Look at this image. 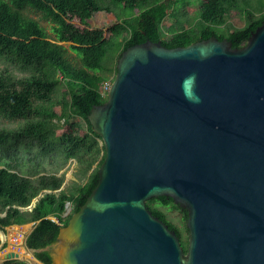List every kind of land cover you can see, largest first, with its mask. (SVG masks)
<instances>
[{
    "label": "water",
    "instance_id": "95a60500",
    "mask_svg": "<svg viewBox=\"0 0 264 264\" xmlns=\"http://www.w3.org/2000/svg\"><path fill=\"white\" fill-rule=\"evenodd\" d=\"M87 120L104 147L97 183L56 243L29 251L54 264H264V21L240 48H127ZM162 197L186 211V253L146 207Z\"/></svg>",
    "mask_w": 264,
    "mask_h": 264
},
{
    "label": "trees",
    "instance_id": "16d2710c",
    "mask_svg": "<svg viewBox=\"0 0 264 264\" xmlns=\"http://www.w3.org/2000/svg\"><path fill=\"white\" fill-rule=\"evenodd\" d=\"M105 2L124 10H136L137 14L111 27L108 36L101 29L80 30L71 23L75 20L87 27ZM179 3L181 0H0V62L15 65L25 75L17 79L10 74L0 75V117L24 122L17 130H0V148H15V153L10 154L7 148L0 157V232L12 225L35 223L25 247L44 249L56 243L60 228L83 205L97 183V170L104 159V147L99 148L100 138L92 131L87 117L94 106L105 102L100 96L101 84L106 75L114 77L116 60L124 50L147 40L176 48L211 37L226 39L233 48H240L264 21V13L242 11L239 0H202L196 10L197 20L186 28L183 22L188 20L187 5L177 7ZM25 8L42 13L52 24L53 38L37 21L22 15ZM233 11H240L244 17L241 28L231 29L228 25ZM168 18L172 21L164 27ZM219 28L226 32L219 33ZM64 44L79 57L78 67L65 57ZM60 86L62 90L57 97ZM55 119L70 126L78 125L75 120L79 119L80 128L85 129L81 137L69 133L62 137L66 143L64 159L84 165L82 173L86 177L83 184L68 189H61L62 174L23 168L17 150L22 143L26 146L35 143L45 151L55 136L52 123ZM92 165L96 166L88 174ZM34 199L33 207L25 209ZM67 203H71L72 209L64 218ZM156 205L179 210L185 220L186 211L165 197L146 202L152 215L176 233L186 253L187 242L182 241L179 230ZM34 257L41 264H54L47 251H38Z\"/></svg>",
    "mask_w": 264,
    "mask_h": 264
},
{
    "label": "rangeland",
    "instance_id": "374dc122",
    "mask_svg": "<svg viewBox=\"0 0 264 264\" xmlns=\"http://www.w3.org/2000/svg\"><path fill=\"white\" fill-rule=\"evenodd\" d=\"M202 0H181V3L177 4V7H180L181 4L186 3L185 11L188 16V20L183 22V25L188 28L191 24H193L197 20V13L196 10L199 7ZM102 11L96 14L92 19H90L87 23V27L82 26L77 21L73 20L71 23L74 24L77 28L80 30H83L85 28L87 29H101L106 36L109 35V29L113 27L114 25L120 23L124 19H130L133 18L137 11H131V10H124L121 6H113L109 2H105L103 5L101 4ZM239 8L241 10L248 9L250 11H253L255 15H259L264 13V0H239ZM110 10V12H105L106 10ZM22 15L25 18L33 19L39 23L41 27H43L47 34L50 36V38H53L51 33V27L52 24L45 20L43 18L42 13L37 12L30 8H25L22 11ZM171 19H166L163 23V26L166 27L171 23ZM245 23L243 15H241L240 11H233L231 15L228 17V25L231 29H237L241 28ZM219 33H225L226 29L219 28ZM66 47V56L68 60L76 67L79 66V57H76L77 54L74 52H71L68 50V45L64 44ZM10 74L12 75L13 79L24 77L25 75L23 73H20V71L17 69V67L9 62H0V75ZM113 79V74L106 75L105 80H111ZM62 90V86L59 88V92L57 97H59L60 92ZM24 122L22 121H9L2 119L0 117V130H17L19 129ZM53 125L55 126V136L54 139L51 141V145L48 144V148H45V151H42L39 145L37 144H30L29 146H26L24 143L17 146V150L20 152L18 153L19 159L21 161V164L23 168L26 170H36L41 173H52L56 175H63L64 182L61 186V189H68L71 186L81 185L85 182L86 177H84L82 173V168L84 165L78 164L74 159L72 160H65L64 159V152H65V140H63V135H66V133L74 135L73 137H81L83 133L85 132L84 128H80L81 121L79 119L75 120V123H79L75 126L70 125H64L63 120H53ZM66 137V136H64ZM62 138V139H61ZM99 148L103 146L102 142L98 140ZM8 148V147H7ZM7 148H0V157L4 156ZM10 150V154L15 153V148H8ZM101 152V151H100ZM102 155V152L100 153ZM81 166V167H80ZM96 165H92L91 170L88 172V174L93 170V168ZM86 172V171H85ZM87 174V176H88ZM36 199H34L31 203V205L35 202ZM157 208L162 211L167 221H169L171 224H173L180 232L181 239L184 242H187L188 239V232L186 230L185 226V219L183 218V215L181 212L177 209L172 208L171 206H161L156 205ZM70 208H72V205L70 203ZM71 213V211H70ZM69 213V214H70ZM68 214V215H69ZM66 212L62 215L64 218L66 217ZM32 223H28L25 225H22L21 227H24L26 232L30 230ZM29 228V229H28ZM8 228L5 229V232L2 234V243H5L3 247L0 245V264H6L7 262L4 260V255L9 252V247H7L6 241L10 240L8 233ZM16 232V231H14ZM26 234V233H25ZM25 234L23 235V238L25 237ZM23 238H21L23 243ZM17 246V245H15ZM20 247L23 248V250L30 255L31 259H24L21 258V260L17 261H26V263H34V253L29 251L23 244L20 245ZM8 250V251H7ZM3 255V256H2Z\"/></svg>",
    "mask_w": 264,
    "mask_h": 264
},
{
    "label": "built area",
    "instance_id": "2783aa9c",
    "mask_svg": "<svg viewBox=\"0 0 264 264\" xmlns=\"http://www.w3.org/2000/svg\"><path fill=\"white\" fill-rule=\"evenodd\" d=\"M112 80L113 79H111V80H108V81H104L102 84H101V88H100V96L102 97V98H105L106 99V97H107V93H108V91H109V88H110V85H111V82H112ZM32 208V206L30 207H27V208H25V209H27V210H30ZM66 212V211H65ZM68 214L69 213H67L66 212V217L68 216ZM50 220L51 221H53V222H55V223H57V220L55 219V218H53V217H50ZM13 228V233H20L19 235L21 236V238H23V235L25 234V237H26V235H27V232H26V230H25V228L24 227H21V226H14V227H12ZM14 231H16V232H14ZM13 233L9 236L10 237V240H7L6 241V244H7V247H9L8 249H9V252H14L15 253V249H13L12 247H13V239H14V236H13ZM24 237V238H25ZM21 238H20V244H22L21 243ZM24 238H23V240H24ZM3 245H5V243H3ZM3 245H1V247L3 246Z\"/></svg>",
    "mask_w": 264,
    "mask_h": 264
},
{
    "label": "bare ground",
    "instance_id": "6f19581e",
    "mask_svg": "<svg viewBox=\"0 0 264 264\" xmlns=\"http://www.w3.org/2000/svg\"><path fill=\"white\" fill-rule=\"evenodd\" d=\"M16 226V225H15ZM29 229V228H28ZM12 231V230H11ZM20 233H13V236H14V239H13V249H15V253H17L19 255L20 258H26V259H31L30 258V255L28 253H26L22 247H20V238L21 236L19 235ZM3 237V236H2ZM1 237V238H2ZM21 243H22V240H21ZM17 245V246H15ZM8 251V250H7ZM3 256V255H2Z\"/></svg>",
    "mask_w": 264,
    "mask_h": 264
},
{
    "label": "crops",
    "instance_id": "0c3cea01",
    "mask_svg": "<svg viewBox=\"0 0 264 264\" xmlns=\"http://www.w3.org/2000/svg\"><path fill=\"white\" fill-rule=\"evenodd\" d=\"M33 207V206H32ZM15 225H12V226H10V227H8V232H7V234L8 233H11L12 231L11 230H13V228L12 227H14ZM16 226H22V225H16ZM7 229V228H6ZM31 229V228H30ZM30 231V230H29ZM29 231H28V233H29ZM2 234L4 233V232H1ZM27 233V234H28ZM4 235V234H3ZM1 234H0V240H1V244L3 245V243H2V239H1ZM9 236H10V234H9ZM35 254V253H34ZM35 258V257H34ZM0 261H1V258H0ZM6 262H8V261H6ZM34 263L35 264H39V263H37V262H35V260H34ZM27 264H31V263H27Z\"/></svg>",
    "mask_w": 264,
    "mask_h": 264
}]
</instances>
